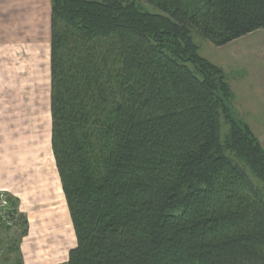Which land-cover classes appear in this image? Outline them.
I'll return each instance as SVG.
<instances>
[{"label":"trees","instance_id":"1","mask_svg":"<svg viewBox=\"0 0 264 264\" xmlns=\"http://www.w3.org/2000/svg\"><path fill=\"white\" fill-rule=\"evenodd\" d=\"M51 2V146L76 237L65 264H264V147L194 40L264 29V0ZM7 199L23 264L28 222Z\"/></svg>","mask_w":264,"mask_h":264},{"label":"crops","instance_id":"2","mask_svg":"<svg viewBox=\"0 0 264 264\" xmlns=\"http://www.w3.org/2000/svg\"><path fill=\"white\" fill-rule=\"evenodd\" d=\"M51 9V0H0V54L6 55L9 48L43 49L44 70L50 93L46 104L49 111L45 122L47 133L43 144L37 136L34 137L32 134L24 136L23 131L25 128L39 129V122L28 118V121L19 119L9 123L7 114L10 112L14 118H17V110L13 114L11 104L0 100V193L6 192L17 198L20 213L27 218V235L19 243L23 264H65L68 262L70 250L76 246L75 234L72 235L74 230L70 212L51 146ZM262 30L240 39L243 41L255 34L256 37L261 35L259 41L256 40L245 46L247 52L255 55L249 62L239 63L237 68L226 69L225 63H230L233 58L236 59V50L231 48L232 44L238 43L239 40H236L219 47L231 50L224 54L225 62L222 65H215L224 70L227 79L231 74L237 73L236 76L242 84L235 85V90H240L241 95L243 93L247 98L250 97V101L246 100L245 105L243 103L240 108L238 107L239 113L248 116L254 128L253 125L246 123L264 147V93H262L264 72L258 73L259 68L256 72L249 71L247 77L244 74L246 69L253 68L250 65L255 64V61L260 60L264 64L262 47L264 34H258ZM254 48L259 50L254 53ZM257 53H261L260 56L256 55ZM227 56L229 57L226 58ZM6 68L4 63L2 66L0 63L1 73ZM257 88H259L258 93L252 92ZM43 94L41 93V96H45ZM14 95L6 90H0V97ZM35 95L38 93H29L28 96ZM252 96L255 97L253 100L255 102L251 100ZM250 103L255 106V114ZM28 112L31 116L30 111Z\"/></svg>","mask_w":264,"mask_h":264},{"label":"rangeland","instance_id":"3","mask_svg":"<svg viewBox=\"0 0 264 264\" xmlns=\"http://www.w3.org/2000/svg\"><path fill=\"white\" fill-rule=\"evenodd\" d=\"M258 34H264V29ZM255 35L250 36L243 41L239 39L238 43H234V45L232 44L231 48L234 49V51L236 50L235 51L236 59L234 58L231 59L230 60L231 64L227 62L225 63V67L227 70H230L231 68H237V66H239L238 65L239 63L249 62V60L255 56L253 55V53L249 51L247 52L245 47L247 44L253 43L256 40L259 41L261 39V35H258L259 39ZM194 40L196 45L199 47L200 55L218 66L222 65L223 62H225L224 54L229 53L231 50V49L224 50L223 48L215 47L209 41L204 39L198 32L195 31H194ZM262 47L264 48V40L262 43ZM257 50H259V48H254V53ZM259 54L261 53H257L256 55L260 56ZM43 57H44L43 49L31 50L30 48H26V47L21 49L9 48L8 52H6V55L3 56V54H0L1 66L2 63H4V65L7 66L5 71L3 70L2 73L0 71V81H1L0 90H4V91L6 90L11 94H15L14 96H2L0 97V100L4 103L11 104L12 107L11 111L13 112V114L17 110L16 113L17 118H14L13 115L10 114V112L7 114L8 122L9 123L14 122L19 119H25L28 121V118H30V120L39 122V129L28 130V128H25L23 131H24V136H28V134L30 135L32 134L34 135V137L37 136L40 143L42 144L45 141V136L47 133L45 122H46V116L49 114V111L47 110L48 105L46 104H47V98H50L49 96L50 93L48 88V78L44 70L45 65H44ZM228 57L229 56H227L226 58ZM252 65L250 66L253 68L246 69L244 71L245 77H247L246 74L249 71L256 72L257 69L259 68L260 70L258 71V73L264 72L263 69L264 64L260 60L255 61V64ZM236 74H231V76H228L229 79L228 83L230 84L234 93L235 109L237 110L240 117L245 122L249 123L252 126L253 124H251L252 122L249 120L248 116L239 113L240 105L243 104L246 100L250 101V97L248 96L247 98V96L245 97L243 93L241 95L240 90H235V85L242 84V82L239 81V78L236 76ZM258 89L259 88H257L256 90H252V92L255 91L256 93H258ZM47 91H48V97H47ZM29 93L30 94L38 93V95L28 96ZM41 93L42 94L44 93L43 95L45 96H41ZM262 93H264V91ZM20 94H22V96ZM254 98L255 97L252 96L251 100L253 101ZM250 105L253 104L250 103ZM49 108H50V103H49ZM254 108L255 106L253 105L251 109L255 114ZM241 109L244 112V109L243 108ZM28 111H30L31 116L28 115L29 114ZM9 131H11V129H9ZM226 131L227 128H223L222 136H224ZM248 173L252 182L257 187L262 188V183L257 178H255L250 172ZM0 194H5L4 196L2 195L0 197V216H3L4 208L10 205L7 199V195L11 197L14 196L6 192ZM18 222L22 223V220H19L17 222H10L7 220L6 225H2L0 222V264H15V262L18 259L17 253L13 249H11V246H14L17 243L19 235L22 231L20 227L21 224H18ZM74 234L75 233L73 232L72 235Z\"/></svg>","mask_w":264,"mask_h":264}]
</instances>
